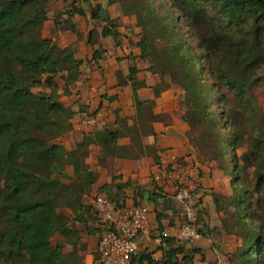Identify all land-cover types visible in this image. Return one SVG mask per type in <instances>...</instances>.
I'll return each instance as SVG.
<instances>
[{"label":"trees","instance_id":"obj_1","mask_svg":"<svg viewBox=\"0 0 264 264\" xmlns=\"http://www.w3.org/2000/svg\"><path fill=\"white\" fill-rule=\"evenodd\" d=\"M50 1L0 0V264H83L86 244L75 223L95 222L92 207L82 201L99 175L86 163L92 134H85L73 150L54 142L73 129L71 119L75 115L59 101L58 79L65 82L64 93L70 94L83 61L77 58L76 46L61 48L42 35ZM120 1L128 4L127 14L137 18V44L149 69L163 82L169 77L183 89V118L191 126L187 133L191 142L192 129L201 123L210 129L234 125L235 111L227 92L254 114L257 98L253 87L264 83V0H168L165 14L153 0L109 3ZM82 2L89 4L91 0ZM100 11L98 5L93 8L94 19L101 20ZM75 13L84 11L73 6L63 23L60 15L55 20L57 28L81 38L79 27L72 21ZM106 23L113 30L106 25L102 34L118 39V23L109 19ZM189 35L197 39L196 46L187 39ZM160 39L166 41L164 47L158 46ZM100 52L101 47L95 50L93 60ZM135 72L132 67L131 76ZM37 86L48 91L34 92ZM135 103L140 121L149 120L155 102L140 100L135 92ZM119 121L123 130L104 127L95 134L102 150L100 165H105L108 157H132L116 142L125 133H135L132 139L136 142L139 127L128 126L124 118L119 117ZM241 130L239 126L232 142L234 153L244 145ZM254 131L245 154L257 164L253 188L252 182L242 186L246 168L240 167L234 170L236 176L232 175V195L213 193L216 210L227 213L222 218L223 228L241 240L229 255L230 264H264V113ZM216 143L222 141L216 138ZM221 145L215 149L216 154L226 157L228 143ZM234 157L236 154L229 155ZM155 160L159 161L157 156ZM68 165L74 166L72 176L66 173ZM118 178L114 176L100 193L120 207L126 205L127 188L132 187L144 198L140 186L133 187L130 180L116 183ZM158 189L150 201L156 205L161 199L170 202L168 194ZM134 204L139 205L137 201ZM231 207L235 212L229 211ZM63 208L70 209L73 218L60 211ZM157 216L161 218L159 211ZM198 231L201 236H213L205 223ZM57 234L63 239L55 245L52 240ZM162 237L168 246L162 262L194 264V255L200 249L187 250L177 245L173 236ZM150 255L138 253L131 264H142L145 259L153 263Z\"/></svg>","mask_w":264,"mask_h":264},{"label":"crops","instance_id":"obj_2","mask_svg":"<svg viewBox=\"0 0 264 264\" xmlns=\"http://www.w3.org/2000/svg\"><path fill=\"white\" fill-rule=\"evenodd\" d=\"M103 3L104 0H91L89 4L83 3L82 0H51L49 18L44 22L42 29L44 37L51 39L57 46H76L77 58L83 61L81 74L70 87V94L64 93L65 82L58 79L59 101L70 107L75 115L71 119L73 129L54 140L68 150H73L85 134H92L93 141L89 146L90 154L86 163L99 175L91 191L83 195L82 201L92 207L95 196L100 194V188L111 183L114 176H119L116 183L130 180L133 187L140 186L144 198L137 195L132 187L125 189L128 195L126 205H133L137 201L149 208V233L139 236L138 253H149L153 259V263L145 259L142 264H165L161 260L168 246L163 242L162 236L174 235L180 224L175 225L177 221L173 212L178 209L172 204L173 196L168 191L172 188L159 185L154 180V175L161 166L181 160L191 166L196 165L198 176L202 174L200 179L203 191L199 195L209 211L208 215H205V222L214 234L212 237L201 236L198 240L184 243L182 246L187 250L200 249L194 255V264H229V255L241 245V240L237 235L227 234L222 227L221 219L224 213L216 210L211 195L213 191L220 190L221 181L214 162L200 163L198 153L189 140L187 133L191 126L183 118L186 110L181 102L183 89L168 78L163 82L149 69V62L141 57L137 44L140 40V28L136 26V16L121 13L117 4L105 7ZM97 5L107 10L109 20L118 23V39L102 34L108 19L102 20L99 25L98 20L93 18V8ZM73 6L84 11L83 14L75 13L72 17V21L82 33L81 38L70 30L57 28L55 16L60 15L59 21L63 23L67 19V12ZM107 26L113 30L109 24ZM100 47V56L93 60L95 50ZM132 67L136 68L134 76H131ZM135 92L140 100L155 102L149 120L140 121ZM119 117L127 119L128 126L136 124L140 138L134 142L132 137L135 133H125L119 137L117 146L125 151L127 149L132 157H108L106 164L100 165L102 150L96 143L95 134L104 127L123 130ZM155 156L158 157V162ZM66 173L72 176L74 166L68 165ZM63 181L69 182L68 179ZM158 188L168 194L170 202L164 203V199H161L156 205L150 201L151 194L159 192ZM222 192L226 194L228 190ZM167 203L171 204V208L167 207ZM60 211L73 218L70 209L63 208ZM158 211L161 213L160 219L157 216ZM75 226L80 230L82 240L86 244V250L82 253L83 264H99L96 255L99 235L95 222H76Z\"/></svg>","mask_w":264,"mask_h":264},{"label":"rangeland","instance_id":"obj_3","mask_svg":"<svg viewBox=\"0 0 264 264\" xmlns=\"http://www.w3.org/2000/svg\"><path fill=\"white\" fill-rule=\"evenodd\" d=\"M155 2L156 5L160 6V12L161 14H165L166 13V5H168V0H153ZM105 7H108L112 4L109 3V0H104ZM113 4H117L118 5V10L121 13H127L129 7L128 4L125 1H120V2H116ZM103 19L98 20V24L100 25ZM184 31H188V29L186 27H183ZM97 31V30H96ZM95 31V32H96ZM42 35H43V31H42ZM44 36V35H43ZM187 39L190 41L191 44L193 45H197V39L192 37L191 35H189L187 37ZM166 45V41H164L163 39H160L158 41V46L159 47H164ZM169 78V77H168ZM60 79V78H59ZM170 79V78H169ZM34 92H39V91H48V89L46 87H41V86H37L33 88ZM253 91L254 94L257 98V104H256V110L254 112V114H252L251 112H248L249 110H245L244 107L239 105V101H236V96L230 92H227L230 99L232 100V109L235 112H232V122H234V125H232L231 127H228V129H222V128H218L215 127L214 129H210V126L207 124H203L201 123L196 129H192V144L195 147L196 152L198 153V157H199V161L202 164H208L211 162H214V164L216 165V170L218 171V177L220 179V190L219 191H213L211 193L212 195V199H213V193H218V194H223L226 196H230L234 193L233 187L231 186L233 185V183H231L233 181L232 179V175L233 177L236 176L234 174H236V172L234 173V170L238 171L243 170L242 167L246 168V173L244 171V177L242 180V186H246L248 187V185L252 182V186L251 188H253L254 186V180H255V175L257 173V164L254 160L252 159H248L247 157H245V154L247 152L248 149V144L249 142V137L250 135H252L254 132V130L257 129V124H260V120L261 117L264 113V83H257L254 87H253ZM241 126L242 128V132H244V139H243V143L244 145L240 146L238 148V150L236 151V153H234L231 148H232V142L234 140V136L236 133L237 128ZM189 131H191V128L189 129ZM191 133V132H190ZM216 138H219L220 141L226 142L228 143V151L229 153L227 154L226 157H224L223 155L219 154V156L216 154L215 149L217 148H222L223 145H221L219 143H216ZM230 141V142H229ZM220 146V147H219ZM232 154H236V157L234 158H229V155ZM218 158H217V157ZM217 158V159H216ZM180 165H182L184 171L186 172L188 181L191 182L193 184L192 189H190L192 191V200H193V214H194V219H195V223L198 227V229L200 227L203 226V223L206 224L205 222V215H208L209 211L206 207V204L204 203L202 196L199 195L200 192L203 191V186L201 183V175L198 176V170L196 165H190L188 162H183L178 161ZM196 170V172H195ZM227 170V173H226ZM248 172V175H247ZM237 176H239V172L237 173ZM157 182V181H156ZM158 183V182H157ZM161 186H167L172 188L171 190L168 189L169 192H171L172 194V204L178 209V210H174L173 215L176 217V221L177 224L175 225H179L182 226L185 222H187V215H186V211L184 210V205L181 206V208L177 207V202H176V195L178 194V191L180 189L183 188H188L184 183H179V182H159L158 183ZM223 185V186H222ZM228 188V189H227ZM189 189V188H188ZM222 190H228V193H223ZM230 191V194H229ZM115 194L117 193V189L115 188L113 191ZM126 200L128 198V195L126 193ZM164 203H166V200L163 201ZM214 202V200H213ZM215 204V203H214ZM216 208V206H215ZM231 210V212H235L234 207H231L229 209V211ZM224 213V212H223ZM227 213H224L223 217H226ZM204 222H203V220ZM222 222V219H221ZM222 224V223H221ZM207 226V224H206ZM208 227V226H207ZM223 227V225H222ZM211 230V229H209ZM212 231V235L214 234L213 230ZM229 234V233H227ZM61 235L57 234L54 238H53V243L56 245L58 242H60L62 239H60ZM69 249V247H67V250ZM230 264V263H229Z\"/></svg>","mask_w":264,"mask_h":264},{"label":"built area","instance_id":"obj_4","mask_svg":"<svg viewBox=\"0 0 264 264\" xmlns=\"http://www.w3.org/2000/svg\"><path fill=\"white\" fill-rule=\"evenodd\" d=\"M159 182L184 183L176 195L177 207L184 205L187 222L180 226L173 236L177 244L194 242L201 237L193 214L192 189L186 172L179 162L161 166L154 175ZM92 214L99 235L96 255L99 264H131L138 254V238L141 234L149 233V208L145 204L116 205L105 193L95 196L92 203Z\"/></svg>","mask_w":264,"mask_h":264},{"label":"water","instance_id":"obj_5","mask_svg":"<svg viewBox=\"0 0 264 264\" xmlns=\"http://www.w3.org/2000/svg\"><path fill=\"white\" fill-rule=\"evenodd\" d=\"M100 16H101V18H102L103 20H107L108 17H109L107 10L101 8Z\"/></svg>","mask_w":264,"mask_h":264}]
</instances>
